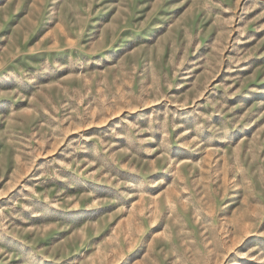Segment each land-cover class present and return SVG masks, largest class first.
Instances as JSON below:
<instances>
[{
	"label": "rangeland",
	"instance_id": "rangeland-1",
	"mask_svg": "<svg viewBox=\"0 0 264 264\" xmlns=\"http://www.w3.org/2000/svg\"><path fill=\"white\" fill-rule=\"evenodd\" d=\"M0 264H264V0H0Z\"/></svg>",
	"mask_w": 264,
	"mask_h": 264
}]
</instances>
